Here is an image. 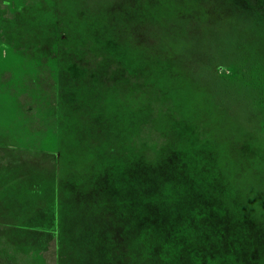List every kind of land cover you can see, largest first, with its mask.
<instances>
[{
	"label": "rangeland",
	"instance_id": "rangeland-1",
	"mask_svg": "<svg viewBox=\"0 0 264 264\" xmlns=\"http://www.w3.org/2000/svg\"><path fill=\"white\" fill-rule=\"evenodd\" d=\"M138 45L202 83L218 74L231 107L184 176L158 170L153 194L106 209V129L123 110L93 80L138 65ZM123 237L128 253L106 255ZM0 261L264 264V0H0Z\"/></svg>",
	"mask_w": 264,
	"mask_h": 264
},
{
	"label": "trees",
	"instance_id": "trees-1",
	"mask_svg": "<svg viewBox=\"0 0 264 264\" xmlns=\"http://www.w3.org/2000/svg\"><path fill=\"white\" fill-rule=\"evenodd\" d=\"M138 47V65L106 69V84L98 77L93 80V89L98 93L106 89L112 102L107 111L123 110L121 116H110L106 129V169L100 186L106 192V209H115L134 194H153L162 181L157 179L158 170L179 168L177 171L184 176L187 166L195 164L193 158L202 153L201 144H211L209 135L216 117L231 107L229 92L217 86L218 74L211 75L212 84L202 83L199 74L173 62L170 55L148 54L142 46ZM115 144L121 147L119 155L113 150ZM149 154L153 160L148 159ZM188 154L192 158L188 159ZM119 167L122 171L117 175L114 169ZM133 168L138 171L136 180L129 173ZM164 175L166 182L170 177L165 172ZM90 196L95 199L94 193ZM109 215L110 210L106 211V225L112 226ZM111 216L116 220L113 226L120 228L122 219L115 214ZM166 217V214L158 217L154 235L164 233L162 223ZM55 226L58 223L54 222ZM54 236L42 238L46 251L55 242ZM113 236L119 237L118 233ZM127 241L125 237L113 240L116 250L106 245V255L119 253L128 246ZM124 251L128 253L125 248Z\"/></svg>",
	"mask_w": 264,
	"mask_h": 264
}]
</instances>
